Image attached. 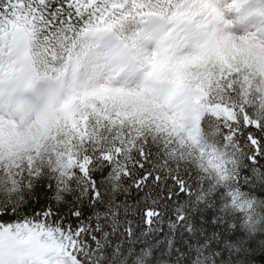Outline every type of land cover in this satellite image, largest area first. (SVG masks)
<instances>
[{"label":"snow or ice","instance_id":"1","mask_svg":"<svg viewBox=\"0 0 264 264\" xmlns=\"http://www.w3.org/2000/svg\"><path fill=\"white\" fill-rule=\"evenodd\" d=\"M0 264H264V0H0Z\"/></svg>","mask_w":264,"mask_h":264}]
</instances>
